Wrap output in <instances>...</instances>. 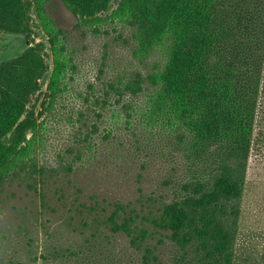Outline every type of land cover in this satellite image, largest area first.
<instances>
[{
  "label": "rangeland",
  "instance_id": "rangeland-1",
  "mask_svg": "<svg viewBox=\"0 0 264 264\" xmlns=\"http://www.w3.org/2000/svg\"><path fill=\"white\" fill-rule=\"evenodd\" d=\"M157 3L96 0L70 9L50 0L48 14L65 33L61 55L34 0L24 2L22 29L0 20V69L31 51L47 69L20 120L0 133V264H212L209 248L176 243L150 224L144 225L150 236L137 247L107 222L109 203L156 212L208 187L222 164V145L195 146L155 111L157 89L148 75L165 57L159 48L138 54L128 23L139 6ZM57 62L63 77L53 84ZM137 76L141 90L132 95L126 86ZM241 209L239 234L230 256L222 255L224 264H264V92Z\"/></svg>",
  "mask_w": 264,
  "mask_h": 264
},
{
  "label": "trees",
  "instance_id": "trees-1",
  "mask_svg": "<svg viewBox=\"0 0 264 264\" xmlns=\"http://www.w3.org/2000/svg\"><path fill=\"white\" fill-rule=\"evenodd\" d=\"M25 1L0 0V20L22 29L27 21ZM49 1L34 0L55 52L61 55L65 33L49 16ZM62 1L70 9H83L96 0ZM128 24L134 29L138 54L147 56L159 48L165 57L148 75L157 89L155 111L189 135L195 146L222 145V164L208 187L202 184V191L167 202L156 212L109 203L107 222L113 231L129 235L137 247L150 236L146 223L156 233L167 232L176 243L209 248L212 264H224L222 255L228 258L233 252L240 230L258 100L264 92V0H158L156 5L139 6ZM46 72L45 60L36 51L0 69V133L20 120L26 99ZM61 75L57 62L53 84ZM142 81L137 76L126 86L132 95L141 90Z\"/></svg>",
  "mask_w": 264,
  "mask_h": 264
}]
</instances>
